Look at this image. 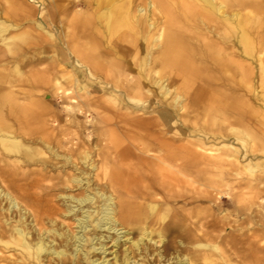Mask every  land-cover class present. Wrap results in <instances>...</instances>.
<instances>
[{
	"label": "bare ground",
	"instance_id": "bare-ground-1",
	"mask_svg": "<svg viewBox=\"0 0 264 264\" xmlns=\"http://www.w3.org/2000/svg\"><path fill=\"white\" fill-rule=\"evenodd\" d=\"M25 5L0 0V264H264V0Z\"/></svg>",
	"mask_w": 264,
	"mask_h": 264
},
{
	"label": "rangeland",
	"instance_id": "rangeland-1",
	"mask_svg": "<svg viewBox=\"0 0 264 264\" xmlns=\"http://www.w3.org/2000/svg\"><path fill=\"white\" fill-rule=\"evenodd\" d=\"M36 2H33L32 0H26V5L27 7L29 8H32L34 6H37L40 10L42 9V7H45L46 9H49L51 8V0H34ZM35 4V5H34ZM49 63H52L50 61H44L41 65V67H45L47 65H49ZM28 70H31L30 67H28ZM55 71V69H53ZM32 72L29 71L28 74L30 75ZM53 73H50V75L52 76ZM54 75V74H53ZM30 80H34L32 78H29ZM258 80V78H255L254 81ZM42 82V85H44L45 87H48L49 86V83H45V81H41ZM257 85V83H256ZM44 88V87H43ZM253 104V113L254 114V118H253V122H252V128L255 129L257 132H264V111L261 112L260 109L257 108V102L254 101ZM61 105V104H59ZM257 109V110H256ZM148 115V114H147ZM90 118H92V115L90 116ZM191 120L190 121H193V118H190ZM183 126L182 125V122L178 121L176 122L175 124H173V126L170 128V133L169 135H180V136H185L189 139H193V136L192 135H189L188 133L186 134V132H183L182 130H180V127ZM208 126V125H207ZM177 132V134H175ZM261 132V133H262ZM264 138V137H263ZM222 139V138H221ZM215 141H210L207 145H213ZM225 141L221 142L220 145L222 143H224ZM230 144H232L234 147H240V149H242L241 151H239L237 154L240 156V160L242 162V164H245L249 161H252V163H256V159H254L252 153H249L247 156H244V152L245 150L241 147L240 143H238L237 141H231L229 142ZM217 144L219 145V142L217 141ZM253 144L256 145V148H257V154H259L260 156L263 154V149H264V142L263 141H258V138L257 139H254L253 140ZM63 150V149H61ZM264 155V154H263ZM248 180H252V182H261L260 185H262V182H263V173L261 172V169H259L257 172H256V175L255 176H247L246 174H242V176H240L239 178H237V183L238 181L239 182H242V183H245L247 182ZM261 201V199H258V202ZM225 207H229L228 205H226ZM111 245V244H110ZM111 257V256H110Z\"/></svg>",
	"mask_w": 264,
	"mask_h": 264
}]
</instances>
